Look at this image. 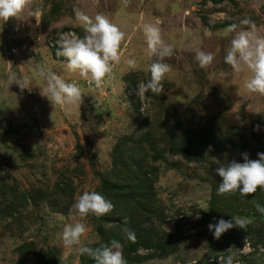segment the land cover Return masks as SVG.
<instances>
[{
    "label": "rangeland",
    "instance_id": "rangeland-1",
    "mask_svg": "<svg viewBox=\"0 0 264 264\" xmlns=\"http://www.w3.org/2000/svg\"><path fill=\"white\" fill-rule=\"evenodd\" d=\"M76 9L93 19L107 16L125 34L119 61L99 85L53 55L61 33L85 35ZM149 24L160 29L171 55L150 52L144 34ZM232 25L235 31H228ZM252 25L264 36V0H30L18 18L0 19V264H95L78 253L79 246L65 247L62 240L64 226L76 222L69 210L77 194L103 195L101 175L113 176V150L121 136L149 130L162 143L171 136L180 140V123L201 129L216 145L217 129L234 141H224L225 148L208 143L203 161L170 154V160L183 162L179 169L153 162L160 167L156 204L142 212L110 200L114 210L104 216H76L87 226L81 245L97 248L115 239L127 264H226L229 256L233 264H264V214L255 208L264 206V188L248 196L218 195L222 177L215 171L219 164L243 163L245 153L256 160L264 151V95L246 88L250 70L236 73L225 63L236 33ZM198 52L212 54L213 61L201 67ZM153 62L171 70L161 81L164 91L150 90L140 101L138 85L150 80ZM9 73L18 80L28 77L27 88L9 86ZM53 73L80 87L81 105H53L42 95ZM116 217L131 220L133 232L147 234L149 248L131 254ZM232 217L245 218L246 230L234 227L215 239L209 224ZM45 253L52 261L41 259Z\"/></svg>",
    "mask_w": 264,
    "mask_h": 264
},
{
    "label": "clouds",
    "instance_id": "clouds-1",
    "mask_svg": "<svg viewBox=\"0 0 264 264\" xmlns=\"http://www.w3.org/2000/svg\"><path fill=\"white\" fill-rule=\"evenodd\" d=\"M29 2L30 0H0V19L6 22L11 18H18ZM75 12L76 19L84 28L85 35L81 38L75 33H61L57 41L59 48L56 54L67 58V67L70 70H79L83 78L90 79L91 82L99 85L106 76L111 74L113 63L119 61V49L125 34L103 14H97L93 19L79 9ZM31 14L38 16V10ZM36 21L39 24L40 21L38 19ZM241 23L251 24L249 20ZM236 27L232 25L228 31H235ZM144 34L151 53H157L159 50L161 58L164 55H171V47L162 45L158 27L151 24L145 25ZM196 59L201 67H205L213 61L214 57L210 53L198 52ZM128 63L135 65L134 60H129ZM225 63L231 65L236 73L245 69L250 70L252 76L247 80L246 88L252 93L264 95V36L255 34V25H252L251 31L241 30L236 33L231 41V47L227 50ZM170 70L169 65L161 62H153L148 66L151 78L147 83L141 82L136 93L140 101H143L149 90L156 95L164 91L161 81ZM40 75H44L43 71ZM29 82L28 77L18 80L15 73L8 75L9 86L15 83L23 90L27 88ZM46 92L47 94L45 90H42V95L47 96L53 105L83 103L80 87L75 82L66 83L54 73L48 75ZM258 157L256 160H251L245 153L243 163L232 161L226 165L219 164L215 171L222 177V183L219 184L217 194L224 195L239 191L241 196H248L254 194L258 187L264 188V153H258ZM114 207L109 199L97 191L85 190L82 194L78 193L69 210V218L76 222L68 223L63 228L64 246H79L78 253L89 256L95 264H127L122 252L123 246L115 239L110 242V245L104 244L97 248L81 245V237L86 233L87 226L81 220H76V216L84 218L93 214L99 218L112 212ZM256 208L264 214V206L257 204ZM124 223L127 224L126 218ZM247 226L248 222L245 218L232 217V220L220 219L217 223L209 224L208 227L215 239L219 240L229 229L239 227L246 230ZM106 227H111V224H107ZM124 231L127 233V239L135 243V233L127 228ZM243 250L247 251L246 244ZM233 259V256H229L226 264H233Z\"/></svg>",
    "mask_w": 264,
    "mask_h": 264
},
{
    "label": "trees",
    "instance_id": "trees-1",
    "mask_svg": "<svg viewBox=\"0 0 264 264\" xmlns=\"http://www.w3.org/2000/svg\"><path fill=\"white\" fill-rule=\"evenodd\" d=\"M56 47L53 53L54 58L67 61L65 57H58L56 53L59 46L56 45ZM148 92L150 93V90ZM178 127L182 128L181 133L182 135L184 134L180 140L175 139L177 136H171L170 141L164 140L163 143L159 142L157 135H154L149 130L135 135L121 136L117 140L113 150L115 157L113 176L101 175L100 190L103 192V195L107 199L112 200L114 204L126 203L136 206L142 212L149 211V208L153 207L157 201L155 185L160 170V167L153 165V162L163 160L169 167L179 169L182 167L183 162L181 160H170V154L181 155L186 162L203 161L208 150V143L211 142L217 147L225 148L224 141H234L233 136H229L231 139L225 138L229 133L224 132L222 129V132L218 129L214 132L217 141L216 145L215 141H210L208 136L201 135V129L198 131L194 129L193 131V129L188 126L184 127L181 123ZM192 132H195V134H191ZM220 150L222 151V148ZM261 153H264V151ZM217 156L221 157L223 154ZM59 186L63 190L64 186ZM39 194L36 193V196ZM204 218L207 221L212 220L205 213ZM116 219L117 222L123 224V229L127 228L133 231L131 220L127 219V224H125L123 217H116ZM134 233L136 235V242L133 243L129 240L128 246V251L131 254L138 251L141 247L149 248V245L152 243L151 238L147 234ZM159 246L164 254L169 252L164 242H160ZM45 254L42 255L41 259L52 261L49 255ZM52 262L61 264L55 261Z\"/></svg>",
    "mask_w": 264,
    "mask_h": 264
}]
</instances>
